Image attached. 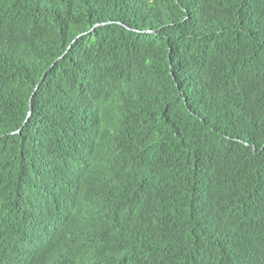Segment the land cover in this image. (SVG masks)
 <instances>
[{
	"label": "trees",
	"instance_id": "1",
	"mask_svg": "<svg viewBox=\"0 0 264 264\" xmlns=\"http://www.w3.org/2000/svg\"><path fill=\"white\" fill-rule=\"evenodd\" d=\"M0 264H264V0H0Z\"/></svg>",
	"mask_w": 264,
	"mask_h": 264
},
{
	"label": "water",
	"instance_id": "2",
	"mask_svg": "<svg viewBox=\"0 0 264 264\" xmlns=\"http://www.w3.org/2000/svg\"><path fill=\"white\" fill-rule=\"evenodd\" d=\"M95 27H97V25H96V26H94L93 28H95ZM25 123H26V122L24 121V125H25ZM252 149H253V152H255V151H256V148H255V146H253V147H252Z\"/></svg>",
	"mask_w": 264,
	"mask_h": 264
}]
</instances>
